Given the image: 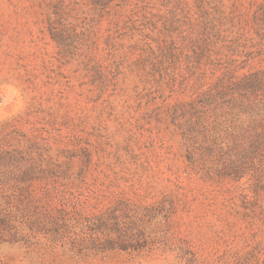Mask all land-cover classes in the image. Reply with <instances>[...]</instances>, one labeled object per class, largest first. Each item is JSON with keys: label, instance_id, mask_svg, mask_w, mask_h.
Returning a JSON list of instances; mask_svg holds the SVG:
<instances>
[{"label": "rangeland", "instance_id": "obj_1", "mask_svg": "<svg viewBox=\"0 0 264 264\" xmlns=\"http://www.w3.org/2000/svg\"><path fill=\"white\" fill-rule=\"evenodd\" d=\"M0 264H264V0H0Z\"/></svg>", "mask_w": 264, "mask_h": 264}]
</instances>
